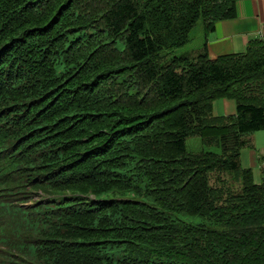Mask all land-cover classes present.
I'll list each match as a JSON object with an SVG mask.
<instances>
[{
    "label": "trees",
    "instance_id": "1",
    "mask_svg": "<svg viewBox=\"0 0 264 264\" xmlns=\"http://www.w3.org/2000/svg\"><path fill=\"white\" fill-rule=\"evenodd\" d=\"M238 1L0 0V264H264V37L173 55Z\"/></svg>",
    "mask_w": 264,
    "mask_h": 264
},
{
    "label": "crops",
    "instance_id": "2",
    "mask_svg": "<svg viewBox=\"0 0 264 264\" xmlns=\"http://www.w3.org/2000/svg\"><path fill=\"white\" fill-rule=\"evenodd\" d=\"M235 12V18L219 21L215 24L213 32L206 36L203 34L201 47L206 45L209 58L243 54L250 42L264 37V0H240L236 3ZM220 104L219 108L223 114H219L214 106V115L235 114V104L232 101L223 99ZM249 144L248 149L240 151V165L243 169H251L256 174L262 175L264 173V131L251 135Z\"/></svg>",
    "mask_w": 264,
    "mask_h": 264
},
{
    "label": "rangeland",
    "instance_id": "3",
    "mask_svg": "<svg viewBox=\"0 0 264 264\" xmlns=\"http://www.w3.org/2000/svg\"><path fill=\"white\" fill-rule=\"evenodd\" d=\"M203 34L204 33L202 30V25L199 22L196 25V27L191 31V33L189 35V39H190L189 43L186 44L184 47L175 50L173 55L174 56H180V55H185V54L193 55L196 52H200V50L202 48L201 45L203 42ZM222 100H216L214 102L213 113H214V106H215L218 109L219 114H223V113H221V110L219 108ZM224 100H227V99H224ZM229 101H231V100H229ZM216 116H218V115H216ZM224 116H231V115H224ZM186 149L190 153H196V152H200V151H209V152L219 154L218 149H216L214 147H205L204 145H202V143L198 137L188 138L186 140ZM244 149H248V148H244ZM252 173L254 175L255 182L260 183L261 182V174L258 175V174H256L255 171L254 172L252 171Z\"/></svg>",
    "mask_w": 264,
    "mask_h": 264
}]
</instances>
